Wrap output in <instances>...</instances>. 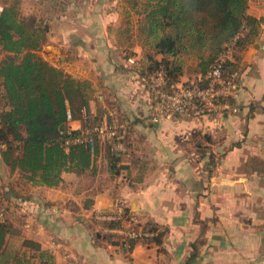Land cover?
<instances>
[{"label": "crops", "instance_id": "0c3cea01", "mask_svg": "<svg viewBox=\"0 0 264 264\" xmlns=\"http://www.w3.org/2000/svg\"><path fill=\"white\" fill-rule=\"evenodd\" d=\"M9 5L48 23L36 53L90 83L89 119H125L131 127L124 152L100 143L88 169L63 172L55 187L11 172L0 154V205L12 225L6 241L39 244L51 258L38 264H264V0H248L259 24L225 110L160 120L150 117L146 81L126 61L128 52L142 58L135 34L117 39L118 0H0V10ZM116 203L138 224H156L159 242L138 240L129 251L118 227L105 224Z\"/></svg>", "mask_w": 264, "mask_h": 264}, {"label": "trees", "instance_id": "16d2710c", "mask_svg": "<svg viewBox=\"0 0 264 264\" xmlns=\"http://www.w3.org/2000/svg\"><path fill=\"white\" fill-rule=\"evenodd\" d=\"M120 4L117 39L130 41L135 34L142 48L134 69L145 81L162 72L169 89L190 71L205 75L231 43L234 50L223 74L240 73V54L259 24L247 13L248 0H120ZM48 29L47 22L41 26L21 18L15 5L0 10V154L11 172L20 171L34 185L55 187L63 172L88 169L99 145L94 150L83 144L64 145L67 111L84 120L83 126L96 121L88 116L90 83L74 79L36 53L47 41ZM125 57L127 61L133 54ZM129 214L132 211L126 207L123 215ZM10 223L9 218L0 219V253L11 232ZM105 224L122 225L114 220ZM143 228L153 233L144 240L159 242L156 224ZM136 241L126 239L123 244L131 251ZM23 243L50 261V254L36 242L25 239Z\"/></svg>", "mask_w": 264, "mask_h": 264}, {"label": "built area", "instance_id": "2783aa9c", "mask_svg": "<svg viewBox=\"0 0 264 264\" xmlns=\"http://www.w3.org/2000/svg\"><path fill=\"white\" fill-rule=\"evenodd\" d=\"M233 43L218 54L205 75L196 74L185 82L176 84L172 89L166 87V81L162 72H157L146 81V89L154 97L150 117L153 120L173 117H201L209 112H222L227 106L228 98L234 95L242 85L240 73L230 75L223 74L224 63L231 58ZM134 57L128 58L127 62L135 64ZM73 120L72 113L67 111L66 121L68 124L64 145L83 144L94 150L96 145L109 142L112 152L122 153L125 151L126 136L131 127L128 120L114 119L105 120L78 129H73L70 122ZM125 207L116 203L111 220L121 221L118 227L122 241L126 239L144 240L150 238L153 233L138 224L132 214L123 215ZM8 218L4 208H0V219ZM67 264H77L76 260L68 261Z\"/></svg>", "mask_w": 264, "mask_h": 264}, {"label": "rangeland", "instance_id": "374dc122", "mask_svg": "<svg viewBox=\"0 0 264 264\" xmlns=\"http://www.w3.org/2000/svg\"><path fill=\"white\" fill-rule=\"evenodd\" d=\"M78 1V0H77ZM120 2V0H118ZM122 10V7L120 11ZM19 15V13H18ZM20 16V15H19ZM21 18L27 19V21H35L39 22L41 26L44 25L43 19L36 15L32 16H24L23 14L20 16ZM2 55H0L1 57ZM193 72L190 71L187 75H192ZM4 205H0V208H4ZM7 215H9V210L5 209ZM16 236L10 235L4 245L2 252L0 253V264H38L39 262H46L49 259L47 257L38 256V252L34 251V248H30V246H25L22 239H19ZM35 254L34 257H30L31 254Z\"/></svg>", "mask_w": 264, "mask_h": 264}, {"label": "water", "instance_id": "95a60500", "mask_svg": "<svg viewBox=\"0 0 264 264\" xmlns=\"http://www.w3.org/2000/svg\"><path fill=\"white\" fill-rule=\"evenodd\" d=\"M75 77V76H73ZM111 244H115V245H118L119 244V241L118 240H109Z\"/></svg>", "mask_w": 264, "mask_h": 264}]
</instances>
